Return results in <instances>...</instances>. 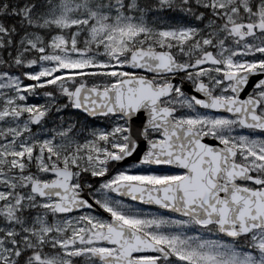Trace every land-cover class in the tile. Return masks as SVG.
<instances>
[{
	"label": "snow or ice",
	"instance_id": "snow-or-ice-1",
	"mask_svg": "<svg viewBox=\"0 0 264 264\" xmlns=\"http://www.w3.org/2000/svg\"><path fill=\"white\" fill-rule=\"evenodd\" d=\"M0 264H264V0H0Z\"/></svg>",
	"mask_w": 264,
	"mask_h": 264
},
{
	"label": "flooded vegetation",
	"instance_id": "flooded-vegetation-1",
	"mask_svg": "<svg viewBox=\"0 0 264 264\" xmlns=\"http://www.w3.org/2000/svg\"><path fill=\"white\" fill-rule=\"evenodd\" d=\"M185 90L186 91L188 90L187 86H186ZM88 122L90 123V126H92V127H104L105 126V122L102 120H98V119L88 120ZM204 142L212 143V144L216 143L215 141H210L207 138H205ZM125 200L127 203H138V202H132L130 200H127V198H125ZM143 207H144V209H146L148 211H154L155 210V206L144 205Z\"/></svg>",
	"mask_w": 264,
	"mask_h": 264
},
{
	"label": "rangeland",
	"instance_id": "rangeland-1",
	"mask_svg": "<svg viewBox=\"0 0 264 264\" xmlns=\"http://www.w3.org/2000/svg\"><path fill=\"white\" fill-rule=\"evenodd\" d=\"M30 102H39L36 97H30Z\"/></svg>",
	"mask_w": 264,
	"mask_h": 264
},
{
	"label": "water",
	"instance_id": "water-1",
	"mask_svg": "<svg viewBox=\"0 0 264 264\" xmlns=\"http://www.w3.org/2000/svg\"><path fill=\"white\" fill-rule=\"evenodd\" d=\"M91 119H93V118H91Z\"/></svg>",
	"mask_w": 264,
	"mask_h": 264
}]
</instances>
